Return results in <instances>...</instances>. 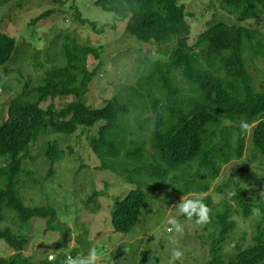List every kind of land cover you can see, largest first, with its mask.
I'll return each mask as SVG.
<instances>
[{"label": "trees", "instance_id": "1", "mask_svg": "<svg viewBox=\"0 0 264 264\" xmlns=\"http://www.w3.org/2000/svg\"><path fill=\"white\" fill-rule=\"evenodd\" d=\"M228 7L240 22L258 20L264 15V0H218ZM93 5L123 22L124 30L138 42H174L167 63L158 60H140V68L133 84L122 86L102 107L86 105L87 84L93 72L86 69L88 55L98 57L100 48H80L74 40L62 45L65 64L52 66L44 72L39 86L34 88L37 101H26L17 96L9 101L0 123V222L5 220L4 210L14 212L21 226L32 219H45L48 229L54 230L56 211L50 206L27 207L17 191V177L22 158L39 133L71 135L79 127L90 128L102 121L88 139L92 153L101 161L102 168L119 173L125 183L135 185L122 198L116 199L110 211V222L115 232L127 233L140 216L145 199L143 177L164 180L171 173L184 170L196 163L209 180L219 176L222 165L239 159L244 150V137L238 124L247 120L252 129L249 141L253 150L264 155V91L256 92L245 66L243 51L246 45L255 57H264V46L256 32L240 25L213 21L199 34L194 45L188 44L190 26L184 7L177 0H93ZM74 19L79 25L94 28V23L80 17L72 6ZM47 13L36 17L44 18ZM203 47L197 53L194 47ZM15 49V40L0 32V66L6 63ZM201 60H205V67ZM180 75L182 84L177 82ZM161 98H155L153 91ZM73 97L59 110L52 106L39 107V101L49 97ZM150 111V114L148 112ZM230 122L226 130L220 129L219 141L213 142L216 130ZM46 158L49 169L59 158L54 142L47 144ZM118 162L115 168L112 163ZM139 177V178H137ZM181 195L191 192L205 193L208 183H195L175 176ZM244 182L264 188V176L258 177L244 170ZM163 184H156L162 189ZM238 205L246 216L251 203L240 189L236 191ZM92 195L89 201H93ZM264 204V201H263ZM264 217V207H259ZM217 235L211 241L208 264H223L217 256L220 245L235 222L225 210L217 215ZM0 240L12 251L0 257V264H33L22 254L26 238L9 227L0 230ZM253 246L238 250L227 264H260L264 262V233L257 228L252 237ZM57 257L39 264H63ZM144 255L136 264L149 262Z\"/></svg>", "mask_w": 264, "mask_h": 264}, {"label": "rangeland", "instance_id": "2", "mask_svg": "<svg viewBox=\"0 0 264 264\" xmlns=\"http://www.w3.org/2000/svg\"><path fill=\"white\" fill-rule=\"evenodd\" d=\"M186 11L190 26L189 45H194L213 21L228 25H240L256 32V38L264 46V15L258 20L238 21L228 7L218 0H177ZM72 6L80 17L94 23V28L79 25L74 19ZM44 18L32 21L39 15ZM110 12L93 5V0H0V32L15 40V49L10 59L0 66V123L10 100L21 96L26 101H37L34 88L39 86L44 72L52 66H63L65 57L62 45L74 40L80 47L100 48L98 57L92 54L86 58V69L93 72L87 84L85 102L91 108L102 107L116 91L126 84H133L140 68V60H158L167 63L174 42L144 43L136 41L124 30V23L114 21ZM203 47H194L199 53ZM245 66L252 78L256 92L264 91V57L251 54L248 45L244 48ZM206 67V61L201 60ZM177 82L182 84L180 75ZM155 98H161L153 91ZM73 100V97H47L39 101V107L52 106L56 111ZM149 111V110H148ZM150 114V111L148 112ZM102 121L90 128L79 127L71 134L41 132L29 146L22 158L21 172L17 177V191L27 207L50 206L56 211L54 230L48 229L45 219H32L21 226L14 212L4 210L5 220L0 222V230L6 227L25 236L26 244L22 254L33 264L47 260L49 256L88 255L95 249L100 264H136L144 255L149 262L168 264L171 251L179 248L184 257L176 264H208V248L216 237L217 215L225 210L229 219L235 222L220 245L217 256L227 264L238 250L253 246L252 237L257 228L264 233V217L253 214V208L264 207V197L258 194L263 187L244 182V170L258 177L264 176V155L252 149L249 133L244 137V150L239 159H231L222 165L219 176L209 180L201 176L196 163L175 171L162 180L143 177L144 202L135 226L127 233L113 230L110 211L116 199L122 198L135 185L125 183L117 172L102 168L88 146V139L94 135ZM228 121L216 130L213 142L219 141L220 129L230 126ZM54 142L60 151L59 158L49 169L45 152L47 144ZM112 163L115 168L118 162ZM6 164L0 159V166ZM195 183H208L205 203L211 209V221L199 226L187 220L174 207L182 196L175 176ZM139 178V177H137ZM156 184H163L162 189ZM240 189L244 198L251 203L249 213L244 216L236 195L229 198L228 191L236 193ZM237 194V193H236ZM93 196V201L89 198ZM176 216L184 226L181 234L167 232L168 216ZM12 251L0 240V257H8ZM52 262V261H50ZM260 264H264L260 263Z\"/></svg>", "mask_w": 264, "mask_h": 264}, {"label": "clouds", "instance_id": "3", "mask_svg": "<svg viewBox=\"0 0 264 264\" xmlns=\"http://www.w3.org/2000/svg\"><path fill=\"white\" fill-rule=\"evenodd\" d=\"M230 123V122H229ZM241 132H250L252 125L247 120H241L238 124ZM236 193L233 191H228L227 196L229 198L235 196ZM260 197H264V191L258 194ZM206 194L203 192H194L190 196H182L179 202L174 205L178 209V212L183 215L187 220L194 221L196 225L205 226L211 221V209L205 203ZM252 212L254 215H260L259 208H253ZM167 232L181 234L184 231V226L181 224L176 216H168L167 218ZM184 257V252L179 248H174L171 251L168 264H176L177 261H181ZM55 256H49V261H54ZM63 264H100V258L95 249L89 251L88 255L80 256L74 258L72 256H67Z\"/></svg>", "mask_w": 264, "mask_h": 264}]
</instances>
